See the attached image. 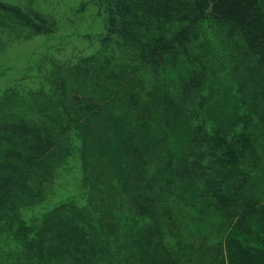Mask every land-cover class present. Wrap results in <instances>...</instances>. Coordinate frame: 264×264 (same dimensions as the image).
<instances>
[{
  "label": "rangeland",
  "instance_id": "rangeland-1",
  "mask_svg": "<svg viewBox=\"0 0 264 264\" xmlns=\"http://www.w3.org/2000/svg\"><path fill=\"white\" fill-rule=\"evenodd\" d=\"M0 3L19 8L30 21V25H26L14 16L0 11V123L9 121L8 115L15 109L24 118H33L34 121L39 119L37 121L43 125L49 126L53 121L49 128L55 127L56 120L57 122L61 120L62 127L66 124L70 127L68 117L62 110L69 109L68 106L71 109L82 107L85 113L76 116L71 112L70 115L72 119L81 123L83 139L81 135L72 131H68L70 134L65 140L61 138V131L53 134L54 138L58 139L50 142L52 147L60 140L64 143L58 152L59 162L52 165L54 171L47 182L42 184V190L32 198L22 191L16 193L13 206L15 205L17 211L13 214L25 227L34 230L40 226L45 216L52 214L51 210L69 201L71 204L74 203L83 215L89 214L93 220L102 223L104 220L105 224L109 223L107 227L111 225L106 231V236L109 245L117 253L118 264H147L155 259L156 264H236L235 262L239 263V261L234 259L233 254L237 249L230 239L237 237L241 238L245 247L253 241L255 243L260 241V245L263 243L261 249H264V227H262L264 217L257 220L252 214H248L247 218L239 219V223L233 219L230 228L224 227L225 219L221 221L215 220V217L211 218L212 211L207 206L211 195L204 193L209 180L203 179L202 175L200 179L202 178L203 181L197 180V175L200 174L196 169L198 165L194 162V157L187 158V155L192 153L188 151V141L178 139L176 142L177 140L174 141L175 139L171 137L164 139L161 128L154 129L160 137L151 142L149 151L143 154L144 160L140 162L136 157L134 161L143 169L137 175L145 174L141 184L143 190L146 186H150V190L145 189L141 194L136 187L133 190L131 188L134 200L132 203L127 200L126 192L119 189L117 178L112 177L114 174L117 175L115 171L118 170L114 156L124 157L129 155V150H125V154L122 155L119 151L123 142L116 141L117 138L105 140L104 130L107 125L100 126L102 116L96 114L92 104H87V100L94 103L93 100L99 99L102 107H98L101 110L118 109L119 105L110 103L115 91L109 89L110 93L102 86V91L97 94L89 89L91 86L102 85L104 78L98 79L99 75L109 74L108 71L114 69L121 79L127 80V88L124 92L135 93L137 100L142 98L143 105L147 108L153 104L149 97L152 92L148 91L150 84L160 82L150 68L142 67V62L134 56L133 51H121L113 44L103 42L106 32L103 0H0ZM186 25L189 28L187 37L190 38L188 48L191 53L190 58L202 75L201 80L208 83L202 90L208 102V109L216 108L213 116L217 119L226 114L227 119L234 118L239 121L237 134L232 131L236 134L235 137H239L242 123L251 121L247 131L255 132L257 139L255 143L258 144L256 149L258 158L255 164L260 163V165H255L254 168L260 178L253 183L247 182L244 195L263 199L264 84H261L259 73L263 64L262 58L241 38L237 28L232 25L197 16L192 17ZM107 58L112 61L109 69L106 64L101 65L102 62H99ZM86 60H92V65L88 64L89 69L82 68V75L85 76V72H88V76L81 82L78 79L74 80V84L65 71L74 67L76 63ZM90 75L96 76L95 82L91 83ZM58 76L69 78L64 77L58 83H65L62 87L67 89L64 102L60 99V95L56 94V91L59 93L61 91V88L59 91V87H56ZM174 76L175 73L169 74L170 78ZM141 90L143 93L146 90V94L140 93ZM84 92L88 94H83ZM179 96L177 102L185 108L190 109L189 106L197 102L196 97L187 100L185 96ZM75 97L81 100L79 105L76 104ZM31 105L36 106L32 108ZM240 106L242 108H239ZM84 108L87 111H84ZM125 108H121L123 110L118 114V118H122L125 112L124 119L129 121L134 118V110ZM150 122L153 120L147 121L146 124ZM64 133L66 134L65 131ZM158 142H161L163 149L156 146ZM85 143L87 148L85 147L84 151L82 145L85 146ZM45 151H49L55 158V153L51 152L50 148ZM172 153L174 155L170 161L169 155ZM180 160H182L181 164ZM213 161L214 159H203L197 164L206 170ZM193 163L195 169L190 167ZM240 163L242 161L238 160L239 165ZM164 171L166 173L163 177L169 176L170 179L173 177L175 183L170 193L162 197V209H160L158 201L161 198L157 197V193L153 194L154 190L152 191L151 187H154L156 181H162L160 177ZM212 172L213 170L206 172V177L209 178ZM178 174L183 180H179ZM190 176H196L198 182L194 179L191 182ZM218 177L215 170L211 181H216ZM134 179L132 176L130 182L136 186ZM194 182L198 185L196 195L192 191L194 186H191ZM219 182L221 180L217 181V187ZM162 183L166 185V182L162 181ZM37 184L40 185L41 182ZM188 190L192 191L193 195L187 193ZM194 197L195 201L192 202ZM140 207L143 216L138 219L137 225L134 219L138 216L136 209ZM159 212L166 214L164 218L170 215L175 222L168 217L166 223L159 228L161 214L163 215ZM65 214L60 213V217L65 218ZM2 216L4 217L0 218V222L4 223L6 214ZM147 222L156 223L157 232L161 233L163 238L150 240L152 245H157L155 251L152 248L143 251L140 247L142 245L137 244L136 238L131 236L137 235L138 229L145 232L142 227L146 228L144 225ZM67 229L68 222L63 226L58 223L53 224L51 228L53 233L48 236V240L51 242L50 238L58 240L61 237L66 239ZM104 229H95L93 234L102 237L103 233L98 230ZM85 233L81 244L87 247V241L96 243L92 255L100 257L102 261V255H105L109 245L107 244V247L106 244H101L100 241H103L101 238H91L90 234ZM12 234L13 232L10 233L6 226L4 229L0 226V264L9 263L10 260L17 261L18 264H36L38 258H32L34 256L31 251L18 249L12 245ZM237 247L240 248L239 245ZM228 250L231 257H228ZM28 253L32 257H29ZM104 259L107 263L108 260ZM46 260L42 264H48ZM50 264H72V262L69 261L68 255L59 258L53 256ZM248 264L252 263L248 262Z\"/></svg>",
  "mask_w": 264,
  "mask_h": 264
},
{
  "label": "trees",
  "instance_id": "trees-1",
  "mask_svg": "<svg viewBox=\"0 0 264 264\" xmlns=\"http://www.w3.org/2000/svg\"><path fill=\"white\" fill-rule=\"evenodd\" d=\"M103 3L106 21L103 42L113 44L121 51H133L134 56L142 62V67L150 68L160 82L159 84H150L148 89L149 92H152L149 95L153 103L149 105L150 108L143 105L142 98L137 100L135 93L130 92L128 94L124 92L127 88V80L121 79V76L114 69L109 70V74L99 75L98 79L104 78L102 85L94 87L90 85L91 89L89 90H92L91 92L95 91L97 94L102 91V86L108 91H115V96L110 100V103L119 105L118 109L101 110L102 105L98 101L99 99L93 100L94 103L87 100V104H92L96 114L102 116L103 123L101 122L100 126L107 125L104 130L105 140L117 138L116 141L123 142L119 151L122 155L125 154V150H129V155L121 156L122 158L114 156L118 163V170L115 171L117 175H112L113 178H117L119 189L128 195L127 200L134 202L131 191L135 187L141 194L145 189L150 190V186H146L143 190L141 184L142 180L144 181L143 176L145 174L137 175L143 169L134 161L136 157L140 162L144 160V153L149 151L148 148L151 142L160 137L154 129L161 128L164 132V139L171 137L175 139L174 141L177 140L176 142H178V139L188 141V151L192 153H189L187 158L194 157V162L198 165L196 169L200 174L197 175V180L203 181L204 178L209 180L207 190H204V193L211 195V200L207 202V206L212 211L211 218L215 217V220L221 221L225 219L223 220L225 228L226 226L230 228L233 219L238 222L239 219L247 218L248 214H252L257 220L262 219L264 217V198L246 197L244 195L247 182L253 183L260 178L258 171L254 168L255 165H260V163L255 164L258 158L256 152L258 144L255 143L257 139L255 132L247 131V126L251 121L242 123L240 135L235 137L240 126L239 121L234 118L227 119L226 114L217 119L213 116L216 108L208 109L205 93L202 92L208 83L201 80L202 75L190 58L191 53L188 50L190 38L187 37L189 28L186 23L192 17L197 16L198 18H209L218 23L236 27L241 38L262 58L263 64H261L259 73L261 74V84H264V0H103ZM0 11L14 16L26 25H30L28 17L19 8L0 3ZM99 62H102L101 65L106 64L108 69L112 65L109 58L99 60ZM88 64L92 65V60L78 62L74 67L67 69L65 74L70 77L73 83L76 79L81 82L88 76V72H85V76L82 75V68L89 69ZM135 64H137L136 60ZM170 73L172 75L175 73V76L170 78ZM67 76H58L56 82L59 91L61 88L60 93L56 91V94L57 96L60 95L62 102H64L67 89L62 87L65 86V83H58L64 77L68 78ZM94 77L96 78L95 75H90L91 83L95 82ZM86 84L88 83L86 82ZM139 92L143 93L142 90ZM83 94H88V92ZM143 94H146V90ZM179 95L185 96L187 100L196 97L197 102L193 106H189L190 109L185 108L177 102ZM209 97L211 100V96ZM74 100H76V104L81 101L78 97H75ZM75 105L73 103V106ZM35 106L31 105L32 108ZM68 108L62 110L63 114L68 117L70 127H68V124L62 127V122L59 119L60 122L55 121L54 128H49L53 121L49 126L43 125L40 121H37L39 119L34 121L33 118H24L17 109L8 115L9 121L0 123V218L6 214V222H0V226L2 229L6 226L10 233L13 232L12 245H15L18 249L31 251L30 253L34 257L28 253L29 257L38 258L36 264H42L46 259V263L50 264L53 256L59 258L66 255H68L72 264H105L104 258L108 260L106 264H114L115 262L118 264L117 253L109 245V239L106 236V231L111 225L107 227L109 223L105 224L104 220L102 223L93 220L89 214L84 213L83 215L74 203L71 204L68 201L59 204L57 208L51 210L52 216H45L40 226L34 230L25 227L13 214L14 211H17L14 208L15 205L13 206L16 193L22 191L27 193L29 197H34L39 190H42V184H45L53 173L52 165L59 162L58 152L63 147L64 142L60 140L52 147L50 142L52 143L58 139L57 137L54 138L53 134L61 131V138L65 140L68 138L67 135L70 134L68 131H72L76 132L77 135L79 134V136L81 135L83 139L84 133L81 123L72 119L70 115L71 112H74L73 115L76 116L85 113L82 107L71 109L68 106ZM121 108L133 109L134 118L126 121L124 119L126 117L125 112H123L124 116L122 118H118V114L123 110ZM239 108H242V106ZM84 111L87 110L84 108ZM34 114L37 113L34 112ZM149 120H153V122L146 124ZM232 131H235L236 134ZM82 146L85 151L87 148L86 143L85 146L84 144ZM156 146L163 149L161 142H158ZM262 146H264V143H262ZM49 148L51 152L55 153V158L51 156L49 151H45ZM173 155L174 153L169 155L170 161L173 159ZM203 159H214L212 165L208 168L213 170L209 178L206 177V172L209 170H203V167L197 164ZM186 160L188 161V159ZM238 160L242 161L240 165ZM181 163L182 160H180ZM193 165L194 163L190 167L195 169V165ZM215 170L219 177L216 181H211ZM165 173L166 171L161 174L160 179L166 182V185L162 181H156L154 187H151L152 191L154 190L153 194L157 193V197L161 198L158 201L160 209H162V197L170 193L175 183L173 177L171 179L169 176L163 177ZM201 175L203 179H200ZM132 176L136 180V186L130 182ZM178 177L179 180H183L180 174H178ZM190 177L191 182H193V179L196 180V176ZM218 180H221L218 183L219 187H217ZM38 182H41V184L38 185ZM182 182L184 183V181ZM191 186L196 189L195 191L194 188L192 189L196 195L198 185L194 182ZM192 191L188 190L187 193L193 195ZM199 191L201 192V190ZM199 195L197 194L198 197H200ZM194 201L195 197L192 199V202ZM136 210L139 217L136 216V219H133L138 225V219L143 216L140 211L142 207ZM62 212L66 213V217L63 219L60 217ZM69 213L71 216H69ZM159 213H163L158 224L159 228L166 223L168 217L174 221V218L170 215L164 218L166 214L164 212ZM100 217L102 219L101 215ZM56 222L62 226L68 222L67 237L66 239L61 237L58 240L50 238V242L48 236L52 235L51 228L53 224H57ZM155 224L147 222L144 225L147 229L142 227L145 232L138 229L137 235H131L132 238H136L137 244L142 245L140 247L143 251L151 248L155 251L157 245H152L150 240L163 239L161 233L157 232L158 228L155 227ZM95 229H104L98 230L104 236L100 237L93 234ZM85 232L90 234L91 238H101L103 240L100 241L101 244L109 245L110 248L107 245L108 250L105 251V255H102V261H100V257L92 255L94 248L96 249V243L87 241V247L83 243L81 244ZM230 241L237 249V252L233 254L234 259L239 261V263L235 262L236 264H248V262L264 264V249H261L263 243L260 245V241H257V243L253 241L245 247L240 237H237V239L232 238ZM238 245L240 248L237 247ZM59 249L64 251L58 252ZM228 253V257H231L229 250ZM153 262L151 260L147 264H156V259ZM6 264L18 263L10 260Z\"/></svg>",
  "mask_w": 264,
  "mask_h": 264
}]
</instances>
